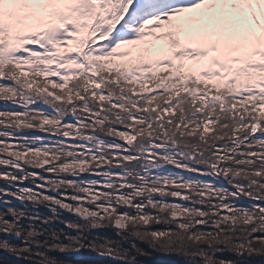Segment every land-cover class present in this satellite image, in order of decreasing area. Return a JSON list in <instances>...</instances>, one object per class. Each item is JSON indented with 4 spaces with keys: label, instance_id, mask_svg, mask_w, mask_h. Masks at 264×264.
<instances>
[{
    "label": "snow or ice",
    "instance_id": "obj_1",
    "mask_svg": "<svg viewBox=\"0 0 264 264\" xmlns=\"http://www.w3.org/2000/svg\"><path fill=\"white\" fill-rule=\"evenodd\" d=\"M0 101L24 109L0 110L18 128L33 127L29 107L42 101L52 113L33 118L64 128L68 148L90 151L69 141L109 126L129 145L151 139L149 158L169 142H207L213 167L240 160L264 192V0H0ZM13 139L0 151L25 159ZM253 208L240 221L264 231V206Z\"/></svg>",
    "mask_w": 264,
    "mask_h": 264
},
{
    "label": "trees",
    "instance_id": "obj_2",
    "mask_svg": "<svg viewBox=\"0 0 264 264\" xmlns=\"http://www.w3.org/2000/svg\"><path fill=\"white\" fill-rule=\"evenodd\" d=\"M0 110L24 111L2 101ZM33 111L52 113L39 101L28 110L32 128L0 122V142L14 138V150L29 153L20 162L0 151V264H264V231L240 221L245 210L255 214L253 205L264 206V192L250 189L240 160L213 167L207 142L189 140L153 149L159 155L149 158L151 139L129 145L111 126L82 129L94 139L69 141L90 151L68 148L65 129H41ZM37 149L58 162L42 166L31 155ZM77 161L87 165L83 171L63 170ZM92 190L102 197L90 204L95 217L66 210ZM250 191L262 199H249Z\"/></svg>",
    "mask_w": 264,
    "mask_h": 264
},
{
    "label": "rangeland",
    "instance_id": "obj_3",
    "mask_svg": "<svg viewBox=\"0 0 264 264\" xmlns=\"http://www.w3.org/2000/svg\"><path fill=\"white\" fill-rule=\"evenodd\" d=\"M52 156L53 155L49 153V155H47V156H34V157H37V162H39L40 164H41L42 160H47L48 164L49 163L50 164L51 163H57L58 161H56L54 159L53 160L51 159ZM16 159H17V157H15V160ZM20 162H23V160H20ZM48 164H45L43 166H47ZM67 169H69L68 173L72 172L73 170L80 171V168H77V167H72V168H67ZM63 170H66V169L64 168ZM75 197H76L75 201L78 203V205L77 206H75V205L73 206L71 204L70 206H68L66 208L67 211H69L71 209V211L73 213H75L77 215H80L81 217H84V218H93V217L96 216V210H94V209H93V211L90 210V204H93V203L94 204H99L101 202L102 197L100 196L99 192H96V191L92 190V192H88L87 196L83 195V196H75ZM52 204L56 205V202L53 201ZM77 209H79L80 211H77ZM117 221H120V224H118ZM116 226L118 228H123L125 226L124 220L122 218H117V220L115 221V227Z\"/></svg>",
    "mask_w": 264,
    "mask_h": 264
}]
</instances>
